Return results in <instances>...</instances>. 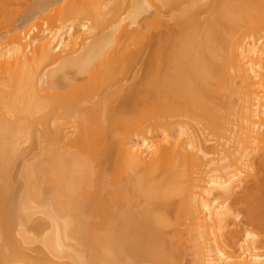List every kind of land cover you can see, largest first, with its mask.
Listing matches in <instances>:
<instances>
[{"label":"bare ground","instance_id":"1","mask_svg":"<svg viewBox=\"0 0 264 264\" xmlns=\"http://www.w3.org/2000/svg\"><path fill=\"white\" fill-rule=\"evenodd\" d=\"M186 252L264 264V0H0V264Z\"/></svg>","mask_w":264,"mask_h":264},{"label":"rangeland","instance_id":"2","mask_svg":"<svg viewBox=\"0 0 264 264\" xmlns=\"http://www.w3.org/2000/svg\"><path fill=\"white\" fill-rule=\"evenodd\" d=\"M142 66H143V62H140L139 65H138V67L135 69V73L138 72L137 74L139 76H141ZM187 252L190 253V251H187ZM186 253L184 254L185 256H181L182 259L180 258L181 261L184 262V264H187L189 262V259H190V258H188V253L187 254Z\"/></svg>","mask_w":264,"mask_h":264}]
</instances>
